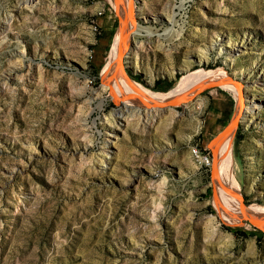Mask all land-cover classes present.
I'll return each mask as SVG.
<instances>
[{
	"label": "rangeland",
	"instance_id": "1",
	"mask_svg": "<svg viewBox=\"0 0 264 264\" xmlns=\"http://www.w3.org/2000/svg\"><path fill=\"white\" fill-rule=\"evenodd\" d=\"M26 1L0 0V264H264V222L236 217L212 175L210 142L238 111L234 91L210 86L167 107L122 98L105 74L122 6ZM131 10L143 18L124 48L134 81L170 94L218 70L261 102L219 156L233 155L242 209L258 205L264 221V0H133ZM107 14L116 22L102 45L96 19ZM218 38L236 43L232 66Z\"/></svg>",
	"mask_w": 264,
	"mask_h": 264
},
{
	"label": "bare ground",
	"instance_id": "2",
	"mask_svg": "<svg viewBox=\"0 0 264 264\" xmlns=\"http://www.w3.org/2000/svg\"><path fill=\"white\" fill-rule=\"evenodd\" d=\"M32 0H27L26 2L29 3ZM126 4V3H125ZM132 9V8H131ZM132 11L130 10V13L132 15ZM125 14L124 8H121V14ZM134 13V12H133ZM130 25V24H129ZM130 27V26H129ZM131 27L133 31L140 29L138 23H134L131 21ZM140 31V30H138ZM119 37L117 39V45L119 43ZM222 38H218L216 41L213 42L212 46L215 47L217 46L218 48V53H224V51H228L227 56H226V62L228 64H233L235 63L236 55L237 53L235 52V49H227L228 46L234 47L236 43H232L230 40L224 41ZM201 48V47H200ZM212 48V47H211ZM199 49V48H198ZM208 49V48H207ZM213 49V48H212ZM248 53L247 50H245L242 53ZM200 56V61L203 60L204 56H208L207 50L201 48L200 51L198 52ZM26 56V53H23V57ZM186 64H189V61H186ZM198 71V70H197ZM111 79L114 81V88L117 90L119 95L122 96L121 90L124 91L126 95L129 96H134L135 98L142 100L146 102V105H156L155 107L163 106L167 107L169 104L172 102H182L186 98L190 97L191 95H194L202 85L211 83V82H219L222 83L224 87L229 88L234 91V94H236L240 99L243 100V113H242V119L244 118H251L253 117L260 109L261 107V102L254 96V95H248L246 100L244 99V90L242 88L241 84L234 83V82H228L230 81V76L227 75V73H221L218 70H203V71H198L190 76H188L185 80L181 82V86L178 88V91H174L170 94H160V93H153L151 92L148 88H146L144 85L134 81L133 79L131 80L128 76V73H124L119 62V54L116 53L114 58L111 60L109 68H107L106 73ZM194 83L193 87H190L191 83ZM196 81V82H195ZM227 82V83H226ZM258 81H255L252 83V86L255 87ZM113 87V86H112ZM121 88V89H120ZM116 95V93H115ZM119 97V96H117ZM120 97V99H121ZM127 101V100H125ZM124 101V102H125ZM136 103L141 104L140 101H133ZM143 103V102H142ZM174 104V103H173ZM144 105V104H143ZM240 108V104L238 106V110ZM135 109V108H133ZM139 110V109H138ZM148 111V110H147ZM244 120V119H243ZM235 128H232L221 140V142L218 143L217 149H218V176H219V186L222 191L221 197L223 198V202L225 203L229 210L239 219H243V217L246 215H253L258 216V219L263 217L262 212L263 210L258 206H250L247 207L246 209H242L243 205L241 204L242 202V189H241V183L238 180V175L236 172V167L234 164V157L231 153H225L222 156H219V144L223 145V148L227 147L228 144V139H230L231 135L234 134ZM107 135L109 138L106 141V146L109 147L111 145V139L114 134H115V129L110 128L107 131ZM104 149V147H103ZM228 152V148L225 150ZM197 157V156H196ZM201 162H206L205 159L202 158V156H198V159ZM105 159V158H104ZM210 163V161H209ZM229 193V194H228ZM227 195H230V201L226 198ZM245 206V205H244ZM246 207V206H245ZM244 207V208H245ZM236 209H239L236 210ZM242 210V211H241ZM227 215L229 216V219L234 220L233 216L226 211ZM249 213V214H248ZM238 219V220H239Z\"/></svg>",
	"mask_w": 264,
	"mask_h": 264
},
{
	"label": "water",
	"instance_id": "3",
	"mask_svg": "<svg viewBox=\"0 0 264 264\" xmlns=\"http://www.w3.org/2000/svg\"><path fill=\"white\" fill-rule=\"evenodd\" d=\"M117 5H118V8H120L122 6V8H124L125 10V14L124 16L121 15V13L118 11V17H119V43H118V54H119V57H120V66L123 70L124 73H127L128 70L130 69L129 66L125 65V61H124V58L127 56L125 55V51H124V48L127 47L128 48V39H132L133 38V34H136L132 27L128 28V24H129V20L130 21H133L134 23H138L139 21L138 20H142L143 18L142 17H133L130 13V10L132 8V3H133V0H129L128 4H124V0H115ZM143 21V20H142ZM243 47V46H241ZM130 48H128L127 52L129 51ZM196 60L197 63H199V60L197 58H194ZM226 63V62H225ZM228 66H232V64H228L226 63ZM187 69V67H185ZM131 70V69H130ZM178 72H183L185 71L184 69L183 70H177ZM129 78L132 80L131 76L128 74ZM230 81L228 82H234V83H240L242 85V83L240 81H238L237 79L233 78V76L231 75L230 76ZM244 78V77H243ZM227 83V82H226ZM222 83H219V82H211V83H207V84H204L202 85L197 93L195 94L194 98L197 96V94L199 92H201L203 89L207 88V87H210V86H221ZM122 104L123 101H121ZM174 104H176V102H172ZM171 103V104H172ZM242 113H243V100L240 99V108L239 110L235 113V115L231 118V121L229 122V124L214 138L211 140L210 142V147L214 153V163H213V166H212V175L215 177L218 175V164H219V161H218V149H217V145L218 143L224 138V136L234 127H237L238 124L241 121V117H242ZM243 219H246V220H249L251 222H254V223H257V224H260V223H263L264 221H262L261 219H258V218H255V217H252L250 215H245V217Z\"/></svg>",
	"mask_w": 264,
	"mask_h": 264
},
{
	"label": "crops",
	"instance_id": "4",
	"mask_svg": "<svg viewBox=\"0 0 264 264\" xmlns=\"http://www.w3.org/2000/svg\"><path fill=\"white\" fill-rule=\"evenodd\" d=\"M97 24L98 26L102 29V37L100 38V43L102 45H105L107 43V40L109 38V34L113 32L115 22H116V17H114L111 14H107L102 17H97ZM100 44V45H101ZM100 47V46H99Z\"/></svg>",
	"mask_w": 264,
	"mask_h": 264
},
{
	"label": "built area",
	"instance_id": "5",
	"mask_svg": "<svg viewBox=\"0 0 264 264\" xmlns=\"http://www.w3.org/2000/svg\"><path fill=\"white\" fill-rule=\"evenodd\" d=\"M192 152H193V154H194L195 156H197V158H198L199 155L202 156V158L206 160V162H207L206 164H209L210 157H209L208 155H205V154L201 151L200 148L195 147V148H193Z\"/></svg>",
	"mask_w": 264,
	"mask_h": 264
}]
</instances>
